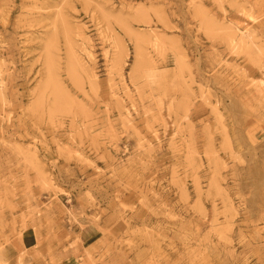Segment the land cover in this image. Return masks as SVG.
<instances>
[{"label": "rangeland", "instance_id": "1", "mask_svg": "<svg viewBox=\"0 0 264 264\" xmlns=\"http://www.w3.org/2000/svg\"><path fill=\"white\" fill-rule=\"evenodd\" d=\"M0 264H264V0H0Z\"/></svg>", "mask_w": 264, "mask_h": 264}, {"label": "crops", "instance_id": "2", "mask_svg": "<svg viewBox=\"0 0 264 264\" xmlns=\"http://www.w3.org/2000/svg\"><path fill=\"white\" fill-rule=\"evenodd\" d=\"M123 231H124V225L123 224L115 226L114 230H113L114 234H116V235H120Z\"/></svg>", "mask_w": 264, "mask_h": 264}, {"label": "bare ground", "instance_id": "3", "mask_svg": "<svg viewBox=\"0 0 264 264\" xmlns=\"http://www.w3.org/2000/svg\"><path fill=\"white\" fill-rule=\"evenodd\" d=\"M247 33V32H246Z\"/></svg>", "mask_w": 264, "mask_h": 264}]
</instances>
